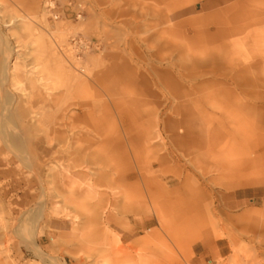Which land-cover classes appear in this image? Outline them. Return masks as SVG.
Returning <instances> with one entry per match:
<instances>
[{
  "label": "rangeland",
  "instance_id": "374dc122",
  "mask_svg": "<svg viewBox=\"0 0 264 264\" xmlns=\"http://www.w3.org/2000/svg\"><path fill=\"white\" fill-rule=\"evenodd\" d=\"M52 1L58 15H47L45 23V0H0V30L15 50L12 60L20 65L21 72L29 74L39 69L45 77L43 81L50 80L47 76L55 66L40 53L41 40L37 39L40 33L49 35V31L67 66H72L71 60L75 72L79 73L82 66L92 70L90 76L84 74L86 85L75 82L68 90L61 87L59 93L62 107L72 104L79 115L86 113L94 120L87 117L88 126L76 120L74 127L65 128V132L79 135L100 127L110 138L119 132L123 136L122 149L109 144L100 163L91 164L98 174L71 181L78 186L99 179L102 171L106 174L102 186H94V197L87 204L116 216L110 229L121 240L116 242L111 234L108 253L113 255L121 249L123 264H264V158H256V152L264 146V20L237 18L236 21L247 20L251 24L241 34L229 37L237 42L227 47L202 35V43L191 44L181 55L173 51L174 64L170 69L181 87L171 89L156 77L155 69L169 65L168 60L159 61L155 54L166 57L170 52L158 42L162 37L157 32L162 28H152L153 17L143 8V3L150 0H126L128 4L122 0L128 14L116 16L113 24L106 12L107 0ZM35 3L38 9L33 8ZM196 5L197 12L187 16L206 12L200 11V1ZM263 5V1L251 2L245 14ZM23 17L33 21L30 28L21 21ZM163 35L175 44L184 41L176 33ZM213 56H220L217 63L211 62ZM182 65L187 66L184 77L179 74ZM116 68L120 69L119 76ZM55 72L53 75L62 82L71 79L61 69ZM17 80L20 88L30 90L24 76ZM101 83L109 90L101 88ZM181 110L189 114V130L177 125ZM179 137L184 139L178 140ZM77 144L80 143L71 147L58 139L52 144L43 143L47 152H42L44 147L39 148L30 159L33 163L43 160L56 171L74 156L68 150L79 147ZM93 150L101 152L99 142ZM22 157L13 153L0 137V193L10 189L15 180L2 172L6 166L3 163L26 170ZM218 164L232 168V176H228L230 172L219 173ZM175 176L183 185L162 202L156 194L158 185ZM233 177L252 179L253 183L234 185ZM28 179L30 189L21 185L12 197L5 199L7 203L11 199L12 204L5 207L3 222L9 218L8 211L15 217L19 208L33 213L39 207L33 196L42 187L32 176ZM67 183L56 180L47 185L37 223L45 231L42 245L46 251L73 264L72 255L77 249L67 239L72 234L71 220L77 210L63 202ZM115 200L116 208L112 205ZM154 200H160L158 205L168 211L166 222H160L155 215ZM54 208L58 214H53ZM26 219L30 221L29 216ZM61 219L66 222L60 223ZM144 223L157 231L154 239L137 249H128L135 239L147 234V228L141 226ZM126 233L131 234L128 239L124 237ZM50 236L59 241L53 244ZM11 246V253L20 264H50L18 238L12 240ZM121 247L127 250L123 252ZM195 247H203L200 263ZM87 264L94 262L90 258Z\"/></svg>",
  "mask_w": 264,
  "mask_h": 264
},
{
  "label": "bare ground",
  "instance_id": "6f19581e",
  "mask_svg": "<svg viewBox=\"0 0 264 264\" xmlns=\"http://www.w3.org/2000/svg\"><path fill=\"white\" fill-rule=\"evenodd\" d=\"M123 1L124 4H128L126 0ZM150 1V3H143V8L146 7L153 17L154 21L151 25L152 28H156L157 31L158 28H162V31L157 32L162 37L158 42L167 47L170 52L166 57L155 54L158 56L157 58L159 61L168 60L167 63L169 65V68L166 69H155L156 77L158 81L164 84L167 83L168 85L166 84V86H169L171 89L181 87L179 80L176 79L170 69L174 64L172 63L173 51L177 50L181 55L182 52H185V48L189 47L191 44L202 43V35L208 38V40L218 43L222 47H227L237 42V40L232 41L229 37L244 32L251 24L250 21L264 20V5L249 12V14H245L248 4L257 0ZM197 1H200V11L206 12L187 16L188 14L197 12ZM259 1L264 2V0ZM118 2H120L119 6ZM124 4L122 0H107L106 12L111 24L115 22L116 16L128 14V9L124 7ZM38 7V4L35 3L33 8L38 9ZM53 7L54 4L52 0H45V5L43 6L44 11L42 12L43 22L47 23V15H49V17L58 15L53 11ZM242 16L251 20L236 21L237 18H242ZM21 21L28 28L32 26L33 21H26L24 17ZM165 33L169 35L174 33L179 34L184 41L180 44L177 42L175 44L171 38L164 37L163 34ZM2 34L0 30V137L13 153L24 157V160H26L24 165L26 170H21L18 166H11L10 162L3 163V166L5 164L6 166L2 172L9 177H15V180L10 183V189H6L0 193V264H20L11 253V242L14 238H18L24 243L26 248L33 251L35 254L47 258L50 264H67L59 255L47 252L43 247L42 234L45 231L37 223L38 218H40L42 214V194L44 195L48 189L47 185L54 184L56 180H61L64 184L69 182L67 183L68 192L63 195V202L65 205L77 210V214L74 215L73 220H71L72 234L67 239L73 244L75 243V249H77V252L72 255L75 260L73 264H87L90 258L94 264H123L124 261H121L122 258H120L121 256L119 255L120 252L122 253L121 249L119 250L117 247L118 250L115 251V254L113 252V255L108 253L110 252V248L107 246L110 242L109 236L112 234L116 242H120L121 240L119 235H114L111 233L112 231L110 229V225L116 222V216L111 212L107 214L104 210L98 211L96 207H89V204H87V202L94 197V186H102V180L105 178L106 174L102 171L99 173V179L93 182L85 181L78 186L75 183H71L75 177L81 178L84 176L87 177L90 174H98L94 172L91 164L100 163V158L106 155L105 150L109 144L116 148V150L122 149L123 136L120 132L113 138H110L100 127L87 129V132L79 135L65 132V128L70 129L71 126L74 127L73 124L76 120H81L88 126L90 123L87 121V117H90L92 120L93 118L86 113L79 115L76 110L72 109V104L62 107L59 90L61 87H65L68 90L76 84L75 82L86 85L87 82L84 79L86 76H84V74L90 76L92 70L89 67L84 68L82 66L78 68V71L81 73L75 72V64L71 60L69 61L72 66H67L64 58L59 55V45L55 36L50 31L48 33L49 35L42 32L37 36V39L41 40L40 53L45 57V60L48 58V62H53L55 66V68H53L54 71L51 72L52 74L50 73V76H47L48 78L50 77V80L44 82L43 80L45 77L39 74L41 72L39 69H33L29 74L24 71H22L23 73L21 72L22 69L20 65L12 60L15 50L8 44L7 39ZM219 59L220 56H213L210 60L211 62L217 63ZM182 67L183 68L179 70V74L184 77L186 76L185 70L187 66L184 68L182 65ZM11 68H13V70H11ZM60 69L69 74L71 79L62 82L59 77H55V71ZM32 74H37V76H32ZM116 74L119 76L120 69L116 68ZM21 75L28 81L30 87L29 91L28 89L24 90L20 88L21 86L17 78ZM52 76L55 78H52ZM40 81L44 83H40ZM99 85L105 91L107 89L109 90V88H107L109 86L103 85V83ZM44 89L51 91H44ZM52 90H58V92ZM180 115L181 118L177 120V125L184 126L187 130H189V128L191 129L192 123L189 121L190 117L187 116L189 114H186L185 110H183V112L181 110ZM92 122H94V120ZM92 131H94L95 134H92ZM57 139L58 141L61 140L63 144H68V146L71 147H73L75 143H80L77 144L79 147L68 150L69 154L74 156L69 159V162L65 166L55 171L52 170V168H48L43 160L38 163H33V161H31V155H36L39 148L44 147L43 143L47 145L52 144V141H57ZM179 139L182 140L184 137H179L178 140ZM98 142L101 147V152H99V150H93L94 144ZM44 148L42 152L46 153L47 148ZM256 158H264V146H261L259 151L256 152ZM218 167L219 173L226 174L230 172L231 175L228 176H232V168L228 169V166L223 164H218ZM85 171H87V173ZM25 173L27 175H25ZM29 176H32L42 187V191L33 196L34 201H36L39 207L34 208L33 213H31L32 210L30 209L25 210L19 208L15 217H12V211H8V213H10L9 218L7 221L3 222V220L6 219L3 216L5 207L7 205L11 206L12 204L10 203L11 199L8 200V203L5 199L7 197H12L21 185L23 188L30 189L32 186L28 179ZM231 182H234V185L246 186L252 184L253 180L233 177ZM182 185L183 184H181L176 176L172 177L167 179L166 183L158 185L156 194L160 199H163L162 202H164L167 200L168 196L170 197L174 192L179 191ZM11 191L13 193H11ZM100 195L104 197V193H100ZM159 202L160 200H154L152 206L158 220L163 223L168 219L169 213L162 205H158ZM19 204L20 203L17 205ZM112 205L116 208L118 206L117 201L115 200ZM53 214H58L57 208H54ZM26 216H29V222H27ZM65 222L66 220L60 221V223ZM141 226L147 228V234L141 238L135 239L127 246L128 249H137L138 246L148 244L154 239L157 231L146 227L147 225L145 223ZM132 230H134V228H132L131 231ZM130 235V233H126L124 236L125 239H128ZM57 239L58 238L54 236H50V240L53 244L59 241ZM121 248L123 252L127 250L123 247ZM17 249L22 251L19 246ZM18 256L22 255L19 254ZM132 258L134 259V257Z\"/></svg>",
  "mask_w": 264,
  "mask_h": 264
},
{
  "label": "crops",
  "instance_id": "0c3cea01",
  "mask_svg": "<svg viewBox=\"0 0 264 264\" xmlns=\"http://www.w3.org/2000/svg\"><path fill=\"white\" fill-rule=\"evenodd\" d=\"M195 254H196V256H198V259H199L198 263H200L201 262V256H203V254H204L203 247H202V249L200 248L199 250H197V247H195Z\"/></svg>",
  "mask_w": 264,
  "mask_h": 264
}]
</instances>
